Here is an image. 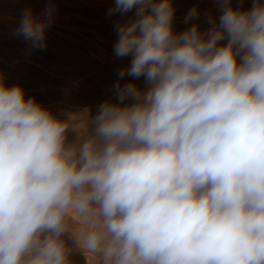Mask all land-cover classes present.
Masks as SVG:
<instances>
[{
  "label": "clouds",
  "instance_id": "clouds-1",
  "mask_svg": "<svg viewBox=\"0 0 264 264\" xmlns=\"http://www.w3.org/2000/svg\"><path fill=\"white\" fill-rule=\"evenodd\" d=\"M220 2L218 24L176 34L171 0H115L112 14L136 9L117 28L115 56L132 57L118 75L148 88L118 80L79 145L71 117L0 79V264H68L70 219L102 264H264V4ZM46 11L16 30L34 48Z\"/></svg>",
  "mask_w": 264,
  "mask_h": 264
},
{
  "label": "rangeland",
  "instance_id": "rangeland-1",
  "mask_svg": "<svg viewBox=\"0 0 264 264\" xmlns=\"http://www.w3.org/2000/svg\"><path fill=\"white\" fill-rule=\"evenodd\" d=\"M174 8L173 31L180 34L193 24L207 32L218 24L223 12L220 0H171ZM256 0H231L234 8L247 11ZM264 4V0H259ZM115 0H0V79L8 87L20 85L25 98H34L60 120H70L66 144L79 145L94 134L92 123L99 106L117 103L114 90L134 82L146 91L145 77L125 75L119 70L131 63V55L116 57L114 46L118 40V25L135 18L136 9L127 13H110ZM52 8L51 23L46 29V46L34 48L17 28L25 9L40 19L48 18L46 9ZM198 15L186 19L190 10ZM228 42L225 37L219 42ZM243 53L237 57L240 61ZM131 98L124 101L130 104ZM71 125H75L73 128ZM69 231L62 239L68 253V264H102L99 254L89 253L74 234L83 239V226L76 219L69 220Z\"/></svg>",
  "mask_w": 264,
  "mask_h": 264
}]
</instances>
